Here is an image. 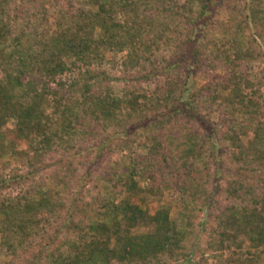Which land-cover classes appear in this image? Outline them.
I'll use <instances>...</instances> for the list:
<instances>
[{"label":"trees","instance_id":"1","mask_svg":"<svg viewBox=\"0 0 264 264\" xmlns=\"http://www.w3.org/2000/svg\"><path fill=\"white\" fill-rule=\"evenodd\" d=\"M108 53H125L120 91L90 69ZM256 59L264 0H0V164L14 162L0 165V190L31 181L0 197V264L189 259L196 212L214 192L229 203L197 264H264V69L254 81L239 71ZM205 60L228 73L207 95L194 79ZM204 103L223 105L226 130L202 118ZM136 142L150 156L143 168L95 174L105 155ZM52 152L55 195L35 180ZM169 187L180 193L177 217L140 208L138 196Z\"/></svg>","mask_w":264,"mask_h":264},{"label":"rangeland","instance_id":"2","mask_svg":"<svg viewBox=\"0 0 264 264\" xmlns=\"http://www.w3.org/2000/svg\"><path fill=\"white\" fill-rule=\"evenodd\" d=\"M125 57V53H108L107 61L103 62L101 65H93L90 69L103 72L109 82L116 91H120L123 88V80L119 79L123 76L122 73V60ZM264 69V59H256V60H248L241 63L239 67V71L246 77L254 80H257L261 76V72ZM76 75L77 72L73 73ZM69 75V74H67ZM67 75H63L62 78H67ZM227 71L219 64L211 62L210 60H205L203 65L201 66L200 70L197 71L194 79L196 82V86L203 90L204 94H210L213 91V88L217 83L224 82L227 78ZM159 78H152L148 79L147 81L144 80L142 82L143 86H149L151 89L154 87L155 81ZM104 82L101 85H104ZM262 94V102L264 101V89L261 90ZM260 100V99H259ZM217 103L221 102V99L217 100ZM200 115L204 120H207L213 124L215 127L216 125H220V131H224L227 128V124H222V119L226 117V113L224 111L223 105L215 104L211 105L208 103H204L201 107ZM199 115V117H200ZM193 126L198 130L202 131L201 127L199 126L198 120L192 121ZM167 148L164 147L163 151L166 152ZM227 150L226 148H224ZM56 152L49 153L46 157V161L49 164L48 167L42 171H40L36 175V181L45 184L48 187L50 192L55 195L56 191H63L62 186L55 185V174L60 173L58 169V164L56 161ZM149 154L138 145V142L128 147V149L119 152V153H112L105 155L104 158L98 164L91 166V168L95 169V174H104L105 171L111 167L117 169V171L122 174L124 177H128L130 173L131 167H138L143 168L146 161L149 159ZM162 158H160L161 160ZM11 161V165L14 166V162L12 163V159L10 157L4 156L1 160V166L3 163L7 161ZM177 163V162H176ZM175 162L169 163V168L167 169V165L165 163L161 164V168L163 171H173V167L176 165ZM0 166V167H1ZM157 167V166H156ZM155 168L152 171L157 175L160 172ZM212 170L214 169V165H211ZM12 168V167H11ZM147 174V173H146ZM145 174V175H146ZM166 179H169V175L164 173ZM11 175L10 168H6L2 172L3 179H9ZM178 178V181H182L183 176H178L176 173H173L172 179ZM140 181L141 185H145V180L143 178L137 177ZM220 184H223V180L217 179ZM30 180H26L22 183L11 182L9 186H3L0 190V197L1 196H15L18 193L22 192L30 183ZM10 183V182H9ZM93 181L85 187L84 193V200L89 201L94 196V190L90 186L92 185ZM170 183V182H169ZM172 185V183H170ZM201 203V201L199 202ZM229 202L224 199L221 194L214 192L211 194L210 199H208L207 204L201 206V210L196 212V217L194 218L195 222V233L194 237L191 240V251L189 259L181 260L177 263L172 264H197V262L201 259L202 251L206 248V243L208 240L207 231L214 225L215 218L220 209L224 208ZM138 204L141 209H147L150 213H154L156 209L159 207H168L170 209V213L172 217H177L179 214V210L181 208L180 203V193L174 188L169 187L164 189V193L162 196H138ZM204 224H200V223ZM3 257H0V261ZM201 264L204 263L202 260ZM207 264H213L212 259H208Z\"/></svg>","mask_w":264,"mask_h":264}]
</instances>
